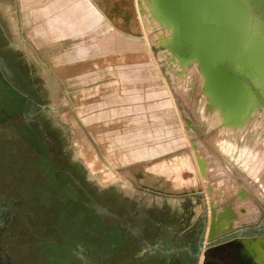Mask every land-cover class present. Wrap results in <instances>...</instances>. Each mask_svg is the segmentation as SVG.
I'll list each match as a JSON object with an SVG mask.
<instances>
[{"label":"rangeland","instance_id":"1","mask_svg":"<svg viewBox=\"0 0 264 264\" xmlns=\"http://www.w3.org/2000/svg\"><path fill=\"white\" fill-rule=\"evenodd\" d=\"M260 1L264 4V0H230L229 6L224 3V8L213 11L198 5V26L191 29L176 20L165 0H135L137 21L171 108L163 114V105H156L138 121L133 115H139H132L128 105L127 111L118 113L125 118L118 123L119 133L112 131L110 137H103L100 127H90L84 109L74 107L82 105L83 92L68 96L66 84L51 71L49 52L5 46L37 91L39 112L57 135L65 162L77 165L98 197L112 195L106 208L114 211L116 201H122L123 211L130 204L134 215L162 224L157 236L142 247L133 246L116 264H204L205 249L196 260L192 253L209 244L213 221L223 211L233 217L216 243L228 235L252 238L246 245L264 264V5L259 7ZM0 27L2 34L1 21ZM226 78L243 86L236 103H223L225 98L214 85L212 96L206 93L211 80L218 86ZM1 138L0 183L12 190V202L22 200L16 210L21 260L72 264L69 258L60 259V247L50 250L48 260L45 256L48 240L62 244L68 236L62 227L63 201L51 206L44 191L33 193L37 184L11 167L7 139ZM105 243L99 233L100 247ZM71 244L79 249L77 239ZM85 254L79 253V264H95L96 258L92 262Z\"/></svg>","mask_w":264,"mask_h":264},{"label":"crops","instance_id":"2","mask_svg":"<svg viewBox=\"0 0 264 264\" xmlns=\"http://www.w3.org/2000/svg\"><path fill=\"white\" fill-rule=\"evenodd\" d=\"M209 2L212 11L231 4ZM0 21L7 48L33 46L36 52H49L52 73L66 84L68 96L83 92L82 105L74 107L84 109V116L90 117L87 123L100 127L103 137L119 133L118 123L125 118L118 113L128 105L138 121L156 105H163V114L170 113L168 92L155 75L135 0H0ZM37 86L42 88V82Z\"/></svg>","mask_w":264,"mask_h":264},{"label":"trees","instance_id":"3","mask_svg":"<svg viewBox=\"0 0 264 264\" xmlns=\"http://www.w3.org/2000/svg\"><path fill=\"white\" fill-rule=\"evenodd\" d=\"M40 103L22 64L3 45L0 32V137L7 139L11 167L33 180L37 184L33 193L44 191L51 206L63 201L62 227L67 228L72 241L76 234L75 240L86 254L99 264H116L142 240L137 224L129 221L121 202L116 201L114 211L106 208V200L114 199L112 195L94 197L85 177L67 166L57 135L38 113ZM99 233L106 239L101 247Z\"/></svg>","mask_w":264,"mask_h":264},{"label":"flooded vegetation","instance_id":"4","mask_svg":"<svg viewBox=\"0 0 264 264\" xmlns=\"http://www.w3.org/2000/svg\"><path fill=\"white\" fill-rule=\"evenodd\" d=\"M40 108H41V103L39 104V109ZM39 109H38V113H40ZM50 130L52 131V129ZM67 166L70 167L72 171L76 170L85 177V175L81 171H79L76 164L71 165L67 163ZM85 183L87 184L89 189L94 191V197H96L97 196L96 189L94 187L92 188L90 184L87 183L86 178H85ZM2 187L3 186L0 183V264H25V260H21L22 255H20L18 247L16 246V239L19 230L18 228L19 217L16 213V210L22 203V200L17 202H12V192H11L12 190L9 188L6 190ZM24 209L25 211L27 210L26 208ZM126 213L129 219L133 223L137 224V230L140 233V235H142L143 237L137 246L140 247L144 246L147 243V241H149V239L157 236L158 232H160L163 228L162 224L158 223L154 219H149V218L143 219V217L139 215H134L133 207L130 206V204L126 210ZM64 229L66 230V228ZM70 240H72L70 236L65 237L62 244L59 243L58 241L48 240L49 241L47 243L48 247L46 248L45 251L46 259L47 260L49 259L48 254L50 253V250H52L53 248L58 249V247H60L62 251L60 253V259L67 260V258H69L72 264H79V261L82 260L79 258V253H84V250L81 245H79V249L77 247L75 248L73 244L69 242ZM250 240H254V239L251 238L248 240L247 239L244 240L229 235L223 237L220 242L216 243L217 242L216 241L215 244H213L210 247V249H208V258H207L208 260L204 258V264H260L257 261V258H255V253H253L246 245V241H250ZM199 247L200 246H198L197 248L198 252L196 254L192 253L193 259H195L196 256L197 257L199 256ZM64 249L67 250L66 253ZM85 255L91 258L93 262L94 260L93 256H90L88 254ZM94 263L99 264L97 260ZM144 264H150V263H144Z\"/></svg>","mask_w":264,"mask_h":264},{"label":"bare ground","instance_id":"5","mask_svg":"<svg viewBox=\"0 0 264 264\" xmlns=\"http://www.w3.org/2000/svg\"><path fill=\"white\" fill-rule=\"evenodd\" d=\"M170 4L173 5V7L175 8L176 14L179 18V20L181 19L182 22L183 21H187L188 23H191L192 25L195 23L196 24V13L194 12V8L193 6H195V4L200 3L201 0H169ZM259 3V7L263 6L264 4L260 1ZM208 6V4H207ZM180 20V21H181ZM179 21V22H180ZM209 83V86L206 87V93L210 96H212V92H213V87H217V82L211 80ZM214 85V86H213ZM231 86V85H230ZM232 90L235 91V93H224L223 95V103H229V102H233L236 97H241L242 96V92H243V86L239 81L234 82ZM233 216L227 212V211H223V213L221 214L220 217H218L217 219H215L213 221V225L216 229L217 234L221 232L222 229H226L229 227L230 222L229 219H231Z\"/></svg>","mask_w":264,"mask_h":264},{"label":"water","instance_id":"6","mask_svg":"<svg viewBox=\"0 0 264 264\" xmlns=\"http://www.w3.org/2000/svg\"><path fill=\"white\" fill-rule=\"evenodd\" d=\"M166 2V5L168 4V5H170L171 7H172V13H173V15L175 16V18H176V20L179 22L180 20H179V18H178V16H177V14H176V11H175V8L173 7V5H171L170 4V2H169V0H165ZM207 4H208V6H207ZM198 5H205V11L210 7L211 9H212V4H210V2H209V0H201V2L200 3H197V4H195V6H193V7H196V6H198ZM194 12L196 13V24L194 23L193 25L191 24V23H188L187 21H183L182 22V20L180 21L181 22V24L183 23L184 24V26L183 27H188V28H191V29H194V28H197V26H198V21H197V18H198V12H197V10H195V8H194ZM179 22V23H180ZM182 27V28H183ZM185 52H186V54L188 55V57H190V55H192V53H190V50L189 49H187V50H185ZM233 84H234V79L233 78H226V79H223V84L222 85H218L217 87L219 88L218 89V91H219V95H221V97H223L224 95V91L223 90H225L226 89V91H225V93H235V91L234 90H232V87H233ZM231 85V86H230ZM241 98V97H240ZM239 97H236V99L233 101V102H238L239 101V99H240ZM231 105V107H228L229 109H231L232 107H233V105L232 104H228V106H230ZM217 236H218V234H217V232H216V229H215V227L214 226H212V228H211V230H210V237H209V244L208 245H206L205 247L203 246H201V247H199V251L200 252H203V250L205 249V252H204V258L206 259V260H208L207 258H208V249H210V247L213 245V244H215V240H216V238H217Z\"/></svg>","mask_w":264,"mask_h":264}]
</instances>
